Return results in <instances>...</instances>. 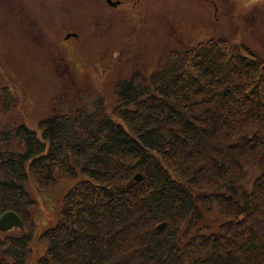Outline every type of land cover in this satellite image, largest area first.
<instances>
[{
  "label": "trees",
  "instance_id": "1",
  "mask_svg": "<svg viewBox=\"0 0 264 264\" xmlns=\"http://www.w3.org/2000/svg\"><path fill=\"white\" fill-rule=\"evenodd\" d=\"M115 96L112 111L101 100L0 131V216L14 211L27 228L0 239V264H27L39 241L37 264H264V59L210 38L120 80ZM251 162L262 172L247 190ZM32 177L39 191L71 180L59 220L37 235L26 227ZM203 184L228 218L190 236L181 229L207 205Z\"/></svg>",
  "mask_w": 264,
  "mask_h": 264
},
{
  "label": "rangeland",
  "instance_id": "2",
  "mask_svg": "<svg viewBox=\"0 0 264 264\" xmlns=\"http://www.w3.org/2000/svg\"><path fill=\"white\" fill-rule=\"evenodd\" d=\"M122 1L112 7L105 0H0V131L22 123L38 130L46 117L93 110L101 100L112 111L120 80L149 76L170 53L210 38L245 44L264 59V0ZM71 31L77 35L65 41ZM261 172L256 162L245 163L241 188L250 190ZM24 185L35 201L34 223L26 227L37 235L59 220L71 180L60 178L48 191H39L33 177ZM199 186L209 200L198 203L199 221L182 227L190 236L218 232L228 218L211 196L214 188ZM21 233L0 231V239ZM46 248L36 242L27 264H37Z\"/></svg>",
  "mask_w": 264,
  "mask_h": 264
},
{
  "label": "water",
  "instance_id": "3",
  "mask_svg": "<svg viewBox=\"0 0 264 264\" xmlns=\"http://www.w3.org/2000/svg\"><path fill=\"white\" fill-rule=\"evenodd\" d=\"M113 6L116 5L113 4ZM69 37L70 35L67 36V38ZM142 178L143 177L140 174H138L134 177V180L140 181ZM167 226H168L167 222H162L156 227V229L157 231L162 232L167 228ZM13 229L15 230L20 229L22 231H25V223L18 213L14 211H7L0 216V231L6 233Z\"/></svg>",
  "mask_w": 264,
  "mask_h": 264
},
{
  "label": "flooded vegetation",
  "instance_id": "4",
  "mask_svg": "<svg viewBox=\"0 0 264 264\" xmlns=\"http://www.w3.org/2000/svg\"><path fill=\"white\" fill-rule=\"evenodd\" d=\"M140 2L142 1V0H139ZM105 2L109 5V6H112V7H114L113 6V4H115L116 6H118V5H121L122 3H123V1L122 0H105ZM138 2V1H137ZM68 35H70V37L71 36H76L77 34L76 33H74V32H72L71 31V33H67ZM66 34V35H67ZM67 35V36H68ZM67 36H65V41H68L69 40V38H67ZM4 147V145H0V149L1 148H3ZM11 231H17V230H15V229H13V230H11Z\"/></svg>",
  "mask_w": 264,
  "mask_h": 264
}]
</instances>
